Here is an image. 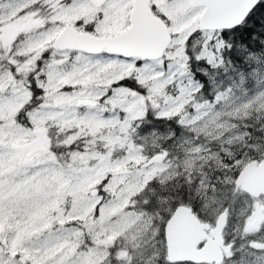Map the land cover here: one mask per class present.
<instances>
[{
  "label": "snow or ice",
  "instance_id": "snow-or-ice-1",
  "mask_svg": "<svg viewBox=\"0 0 264 264\" xmlns=\"http://www.w3.org/2000/svg\"><path fill=\"white\" fill-rule=\"evenodd\" d=\"M0 264H264V0H0Z\"/></svg>",
  "mask_w": 264,
  "mask_h": 264
},
{
  "label": "water",
  "instance_id": "water-1",
  "mask_svg": "<svg viewBox=\"0 0 264 264\" xmlns=\"http://www.w3.org/2000/svg\"><path fill=\"white\" fill-rule=\"evenodd\" d=\"M182 237L189 243H194L198 238L199 227L190 212H182L180 216Z\"/></svg>",
  "mask_w": 264,
  "mask_h": 264
},
{
  "label": "flooded vegetation",
  "instance_id": "flooded-vegetation-1",
  "mask_svg": "<svg viewBox=\"0 0 264 264\" xmlns=\"http://www.w3.org/2000/svg\"><path fill=\"white\" fill-rule=\"evenodd\" d=\"M165 126L168 127V128H172V129H173V128H177L175 125H173V124H168V123L157 124L156 122H153V123L147 125V127H148L149 129H152L153 127H155L156 129H158V130L161 131V132H164V128H165Z\"/></svg>",
  "mask_w": 264,
  "mask_h": 264
},
{
  "label": "rangeland",
  "instance_id": "rangeland-1",
  "mask_svg": "<svg viewBox=\"0 0 264 264\" xmlns=\"http://www.w3.org/2000/svg\"><path fill=\"white\" fill-rule=\"evenodd\" d=\"M176 127H177V126H176ZM168 129H169V128L165 126V128H164V132L167 131ZM171 129H172V128H171ZM173 130L176 131V132H177V135L179 136V134H180V130H179L178 128H173ZM201 214L204 215V212L202 211Z\"/></svg>",
  "mask_w": 264,
  "mask_h": 264
}]
</instances>
